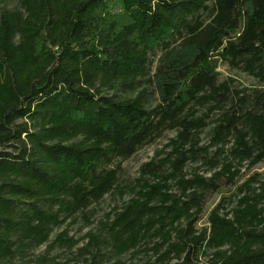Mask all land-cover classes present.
I'll use <instances>...</instances> for the list:
<instances>
[{"label":"trees","instance_id":"1","mask_svg":"<svg viewBox=\"0 0 264 264\" xmlns=\"http://www.w3.org/2000/svg\"><path fill=\"white\" fill-rule=\"evenodd\" d=\"M18 3L0 9V264L25 260L117 189L114 163L165 132L176 134L171 152L143 164L139 190L88 234L83 264L119 259L149 237L162 238L155 264H264V191L247 188L231 217L217 207L195 227L199 190L218 192L217 176L233 182L264 162V0ZM215 58L257 83L221 81ZM190 162L221 169L187 179Z\"/></svg>","mask_w":264,"mask_h":264},{"label":"rangeland","instance_id":"2","mask_svg":"<svg viewBox=\"0 0 264 264\" xmlns=\"http://www.w3.org/2000/svg\"><path fill=\"white\" fill-rule=\"evenodd\" d=\"M4 6L9 8H16L19 6L18 0H0V9ZM216 63L217 72L221 81L232 79L234 86L242 88L253 86L257 82L248 74L232 68L227 62L215 58L213 61ZM176 136L175 132H165L160 138L151 144L143 146L137 153L126 160H119L114 163V166H120L118 187L113 192L104 196L98 202H93L83 213H79L74 217L68 218L65 223L54 229L48 243L41 247L30 251L29 255L22 259H16L7 264H30L41 255L48 257L58 256L59 259L69 261L71 264H83L90 262L91 258L85 252V248L90 243L89 233H98L102 226L113 219L114 211L120 208L122 204L130 200L136 190H139L140 178L142 177L141 167L143 164L151 161H161L167 157L170 147L171 139ZM201 144L207 143V133L201 135ZM119 163V164H117ZM211 164L203 162H190L185 171L186 178H193L196 174L204 179L213 178L215 171H219L221 167L210 170ZM233 170H235L233 168ZM218 177V178H217ZM215 182L219 185L220 190L217 192L215 189L210 188L207 190H199L203 198L204 213L201 215L200 220L196 223L195 227L198 231L208 226L207 216L211 210L219 207L220 215L230 214L236 210L239 202L248 191L255 194H262L264 191V162L257 166L243 165L240 172L235 176L234 181H229L228 176L219 175ZM158 180H151L152 183ZM249 188V190H247ZM192 190L188 192H192ZM171 193L179 195L182 193L178 189V184L173 183L170 190ZM185 226V223L182 224ZM67 232L66 242L59 240L57 243L53 241L57 235ZM162 242V238L149 237L144 240L141 246L134 251H131L119 259L111 252H107L108 261L104 264H155L159 258V254L154 252V248ZM106 253V252H105ZM212 257V250H207L200 256V260L208 262ZM116 261H119L116 263Z\"/></svg>","mask_w":264,"mask_h":264}]
</instances>
